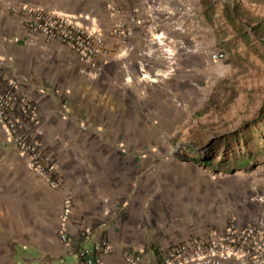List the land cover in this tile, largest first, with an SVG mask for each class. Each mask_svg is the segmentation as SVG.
Here are the masks:
<instances>
[{
	"label": "crops",
	"instance_id": "0c3cea01",
	"mask_svg": "<svg viewBox=\"0 0 264 264\" xmlns=\"http://www.w3.org/2000/svg\"><path fill=\"white\" fill-rule=\"evenodd\" d=\"M24 4L96 21L105 53L91 66L29 30L10 8ZM207 8L204 0H0V65L36 105L31 135L58 180L52 188L36 177L0 128V168L18 193V214L6 216L0 235L8 264H79L78 249L102 242L110 252L101 264H132L134 256L135 264H162L171 247L231 219L264 228V188L238 218L230 203L217 204L198 166L147 146L166 143L228 56L218 29L228 25ZM217 51L222 61L211 60Z\"/></svg>",
	"mask_w": 264,
	"mask_h": 264
},
{
	"label": "rangeland",
	"instance_id": "374dc122",
	"mask_svg": "<svg viewBox=\"0 0 264 264\" xmlns=\"http://www.w3.org/2000/svg\"><path fill=\"white\" fill-rule=\"evenodd\" d=\"M204 4L212 13L217 11L218 25L220 20L228 25L218 26L229 38L222 42L228 56L212 68L211 81L196 104L186 105L183 123L169 128L166 143L147 146L198 166L202 176L215 184L217 204L223 208L230 203L240 218L241 207L253 208L256 196L264 192V0H204ZM1 169L0 235L7 230L2 224L6 216L18 214L16 183H9ZM7 260L0 239V264H8Z\"/></svg>",
	"mask_w": 264,
	"mask_h": 264
},
{
	"label": "built area",
	"instance_id": "2783aa9c",
	"mask_svg": "<svg viewBox=\"0 0 264 264\" xmlns=\"http://www.w3.org/2000/svg\"><path fill=\"white\" fill-rule=\"evenodd\" d=\"M19 13L24 25L47 39L56 40L79 59L95 66L97 58L105 53L100 25H85L77 16L58 12L39 5L10 7ZM224 53L211 55L212 61H222ZM39 124V115L34 102L27 97L20 85L5 76L0 65V128L4 133L5 145L12 147L25 159L26 167L50 187L58 186L52 160L44 146L31 135ZM70 206L64 204L66 219ZM67 243L65 235L60 237ZM110 252L106 242L77 251L79 264H101L100 255ZM137 256L129 258L132 264ZM162 264H264V228L259 223L238 224L229 220L223 230L211 231L204 238L193 239L171 247L161 256Z\"/></svg>",
	"mask_w": 264,
	"mask_h": 264
},
{
	"label": "trees",
	"instance_id": "16d2710c",
	"mask_svg": "<svg viewBox=\"0 0 264 264\" xmlns=\"http://www.w3.org/2000/svg\"><path fill=\"white\" fill-rule=\"evenodd\" d=\"M191 161H196L195 158H190ZM242 163V161L240 162V164Z\"/></svg>",
	"mask_w": 264,
	"mask_h": 264
}]
</instances>
